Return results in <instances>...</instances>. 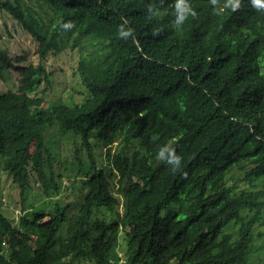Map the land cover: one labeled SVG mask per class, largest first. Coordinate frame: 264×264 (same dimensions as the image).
Returning a JSON list of instances; mask_svg holds the SVG:
<instances>
[{
  "label": "trees",
  "instance_id": "trees-1",
  "mask_svg": "<svg viewBox=\"0 0 264 264\" xmlns=\"http://www.w3.org/2000/svg\"><path fill=\"white\" fill-rule=\"evenodd\" d=\"M29 2L46 6L49 21ZM0 8L30 33L39 58H15L19 84L0 93V169L21 197L36 184L60 193L46 143L58 123L80 137L79 175L64 189L82 196L69 215L60 201L22 206L20 217L0 203V264H264V7L0 0ZM64 48L79 53L84 89L45 102L46 62ZM13 60L0 49L2 66ZM236 171L243 175L229 183ZM106 212L118 215L108 221Z\"/></svg>",
  "mask_w": 264,
  "mask_h": 264
},
{
  "label": "rangeland",
  "instance_id": "rangeland-1",
  "mask_svg": "<svg viewBox=\"0 0 264 264\" xmlns=\"http://www.w3.org/2000/svg\"><path fill=\"white\" fill-rule=\"evenodd\" d=\"M29 3L30 6L28 10L32 11L34 15L38 12L45 22H48L52 17L51 12H47L46 6H40L35 2ZM37 47V42L31 37L30 33L17 22L11 12L0 8V49L6 50L9 56L14 59V64L11 66H2L0 62V67H2L0 71V93L15 90L19 84V71L17 66L21 65V62H18L15 58L25 55L28 61L39 62ZM78 55L79 53L77 50L64 48L58 54H51L49 56L46 66L47 70L50 72L51 83L48 84L44 81L41 85L39 94L44 98L45 102H49L61 96L67 97L71 92L76 93L79 97L77 91H83L84 88H82L81 79L77 74ZM54 127L55 128H51L50 132L47 134L46 143H48V146L51 147L54 152L55 158L53 164L55 166V173L59 178L58 180L61 181L60 185L63 187L60 193L47 196L36 184L24 195V197H21L18 188L12 184L11 179L0 169V203H2L3 206H9L10 211L15 214L16 217L21 216L22 206L26 210H30L33 206L41 203L43 199L46 200L45 204L48 206H50V203L55 205L57 201H60L63 207L71 205L67 210L68 215L77 211L75 208H77L80 203L81 194H74L73 191L69 194L64 188H66L65 186L70 179L79 175L77 148L80 146V137L63 135L58 123H55ZM79 155L86 161L87 155L84 152L79 153ZM84 168L85 172L88 166L86 167V165H84ZM234 174L235 177L230 179L229 183H235L234 179H236L237 176L243 175V173L239 171L234 172ZM80 175L83 174L80 173ZM239 185L244 188L248 186L246 182H240ZM119 209L121 211L122 207ZM103 216L110 217L112 214L105 213ZM262 221H264V214ZM66 230L67 227H63V234L66 233ZM257 230H262L264 232V224L259 223ZM263 239L264 238H260L258 243Z\"/></svg>",
  "mask_w": 264,
  "mask_h": 264
},
{
  "label": "clouds",
  "instance_id": "clouds-1",
  "mask_svg": "<svg viewBox=\"0 0 264 264\" xmlns=\"http://www.w3.org/2000/svg\"><path fill=\"white\" fill-rule=\"evenodd\" d=\"M253 4L258 6V7H264V0H253ZM178 7H180V5H178ZM182 11L184 13H191V9L186 4L182 6ZM184 18H185L184 15H180V16H178V21L181 23L184 20ZM121 35H124V33H121ZM171 159L176 160V159H178V157L172 156ZM122 200H123V198H122ZM120 207H122L121 211L119 209ZM117 210L119 211V214H123V211H124L123 202L120 203V205L117 208ZM106 213L112 214V216H110V217H107V216L105 217V219L108 220V221H111L113 217H116L118 215V214H115V213H112V212H106ZM101 216H103V215H101Z\"/></svg>",
  "mask_w": 264,
  "mask_h": 264
}]
</instances>
